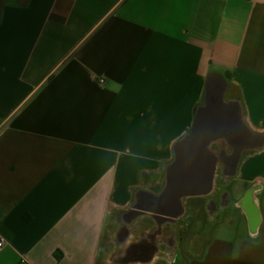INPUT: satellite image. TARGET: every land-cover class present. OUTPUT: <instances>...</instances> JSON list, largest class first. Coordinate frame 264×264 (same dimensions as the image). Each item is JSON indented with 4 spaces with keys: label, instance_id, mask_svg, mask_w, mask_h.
Returning a JSON list of instances; mask_svg holds the SVG:
<instances>
[{
    "label": "crops",
    "instance_id": "0c3cea01",
    "mask_svg": "<svg viewBox=\"0 0 264 264\" xmlns=\"http://www.w3.org/2000/svg\"><path fill=\"white\" fill-rule=\"evenodd\" d=\"M211 75L263 145L183 200V256L123 263ZM0 124V264H264V0H0Z\"/></svg>",
    "mask_w": 264,
    "mask_h": 264
},
{
    "label": "water",
    "instance_id": "95a60500",
    "mask_svg": "<svg viewBox=\"0 0 264 264\" xmlns=\"http://www.w3.org/2000/svg\"><path fill=\"white\" fill-rule=\"evenodd\" d=\"M227 89L223 77L209 76L191 130L173 145L174 158L166 166L164 188L159 194H150L143 209L160 230L166 222L174 223L184 215L185 198L212 193L219 166H223L224 176L234 177L243 154L263 145L261 136L245 123L240 103L226 101Z\"/></svg>",
    "mask_w": 264,
    "mask_h": 264
},
{
    "label": "flooded vegetation",
    "instance_id": "af4514ba",
    "mask_svg": "<svg viewBox=\"0 0 264 264\" xmlns=\"http://www.w3.org/2000/svg\"><path fill=\"white\" fill-rule=\"evenodd\" d=\"M146 207V202L143 200L139 201L138 213H141ZM209 208L214 209V203H211ZM170 227H172V222H166L161 230L157 229L149 234L147 238L132 243L119 261L123 263H145L164 252L167 261L170 260L175 262L179 257L184 255L185 248L183 245V237L180 238V241H177L175 238L176 232L174 230H169ZM163 228L165 230H163Z\"/></svg>",
    "mask_w": 264,
    "mask_h": 264
},
{
    "label": "rangeland",
    "instance_id": "374dc122",
    "mask_svg": "<svg viewBox=\"0 0 264 264\" xmlns=\"http://www.w3.org/2000/svg\"><path fill=\"white\" fill-rule=\"evenodd\" d=\"M227 189H228V182L223 177L218 176V178L215 181V188L212 195H218L220 192L221 194H223ZM107 240L104 241V245L107 248V251L120 252L124 250L125 247L124 246L120 247L118 243L119 241L123 240L122 237L117 238L115 234H112L111 237L109 238L110 243Z\"/></svg>",
    "mask_w": 264,
    "mask_h": 264
},
{
    "label": "built area",
    "instance_id": "2783aa9c",
    "mask_svg": "<svg viewBox=\"0 0 264 264\" xmlns=\"http://www.w3.org/2000/svg\"><path fill=\"white\" fill-rule=\"evenodd\" d=\"M2 132V124H0V134ZM6 246V240L4 236L0 233V254L4 251Z\"/></svg>",
    "mask_w": 264,
    "mask_h": 264
}]
</instances>
